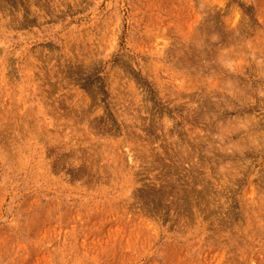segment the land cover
<instances>
[{"label":"rangeland","instance_id":"374dc122","mask_svg":"<svg viewBox=\"0 0 264 264\" xmlns=\"http://www.w3.org/2000/svg\"><path fill=\"white\" fill-rule=\"evenodd\" d=\"M0 264H264V0H0Z\"/></svg>","mask_w":264,"mask_h":264}]
</instances>
